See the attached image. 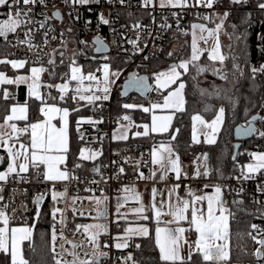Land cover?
Wrapping results in <instances>:
<instances>
[{"label":"snow or ice","instance_id":"obj_1","mask_svg":"<svg viewBox=\"0 0 264 264\" xmlns=\"http://www.w3.org/2000/svg\"><path fill=\"white\" fill-rule=\"evenodd\" d=\"M73 5H88L90 3L99 0H66ZM111 2V0H110ZM219 0H195L193 4L191 0H159V6L161 8L172 7L180 8L181 10L188 7H205L211 9L214 4ZM233 5H241L248 2V0H229ZM37 3L44 5L46 0H0V7H6L11 11L8 14L6 20H0V38H3L6 43L10 34H16L18 29L29 23H35L31 20L30 13L31 8L26 11L17 8L18 5L24 6L36 5ZM120 4H124L125 0H119ZM153 5V0H143V6L149 7ZM260 10H264V2L257 4ZM173 16H178L173 12ZM197 16H200L197 13ZM229 13L224 12L222 15L213 14L211 16H200L201 19L206 21H212L218 19L219 23H215L214 28H208L202 23L191 24V55L188 59H181L179 62L172 63L167 70L160 71L153 74L154 89L148 83L147 77H130L128 81V87L137 88L141 92H148L155 90L160 92L162 89H168L167 95L162 97L161 102H150L149 106L135 105L130 103H124L122 108L124 110L139 108L144 113L151 114V122L134 125L132 117L124 114L118 119L126 121L127 124H119L118 128L113 133V140L126 141L128 137L129 129L132 127L143 128V131H137L134 133L136 137H148L150 134H163L169 132L172 127V122L177 113L185 111V88L186 83L182 77L190 72V69L194 70L196 76L203 74L209 70L214 75L220 76L221 79L228 80V75L223 72L222 69H218L212 65L207 67L201 66L199 60L203 55L205 49L199 47V41L205 43L209 39H214L215 43L211 50L208 51V59L210 61H219L223 64L226 57L221 54V45L219 42V35L224 29L225 21L228 19ZM53 17H60V12L53 13ZM79 17H77L78 19ZM49 17L45 15L44 21L39 22V27L44 28L47 24ZM247 22V21H245ZM87 24H91V21H87ZM110 21L104 17L103 13L99 14L97 27L100 25H109ZM179 24V20H177ZM141 25L139 22L133 25V28L139 30ZM163 27H170L165 24ZM235 30L236 26H232ZM53 31L51 27L44 32V46L48 45L49 32ZM71 31V29H69ZM246 31L237 35L235 38L240 41L246 38ZM34 29H28L25 33V39L17 40L18 45H27L29 50L39 49L40 45L34 44L33 40ZM206 33V35H205ZM187 35V33H184ZM63 36V33H61ZM264 40V36L259 37ZM51 39L55 40L56 37L52 36ZM139 40V36L137 37ZM63 47L67 48V41H61ZM95 43L99 45L97 51L104 49L106 46L103 41L96 37ZM133 45L136 51H142L138 47L137 41H129ZM87 48L86 41H79ZM57 50L53 49V53ZM83 50H73L72 54L65 60V52L59 51V61L53 56L52 53H48L47 65L44 66V58L39 55L36 59L31 61L33 66L30 67V74H17L13 78H9L4 72H0V86L3 85H15L17 87L25 85L26 100L23 104L16 102L11 104L5 109L6 115L3 117V122L0 123V149H3L7 154V167L6 170L0 171V192L3 191V184H6L10 177L15 176L17 182H29L27 173L31 169L36 177L43 176L44 181L53 182H65L70 180H77L78 177L74 175V169L69 170L66 167V161L70 153V135H69V116L71 112H78L81 107L91 106L94 111H98L103 108V102L109 101L111 98L112 85L116 80L120 78L121 70H113L110 63L106 62L102 65V68H97L96 72H101V76H97L96 72L84 73L83 67L77 63V57L83 55ZM173 53H169L172 56ZM108 60V57H104ZM147 59V57H145ZM233 61L237 59L236 56L232 57ZM0 64H10L12 69H23L26 64H29L27 59L22 60H9L6 57L0 59ZM38 65V66H36ZM60 65H66L68 71L58 73L57 68ZM234 71L232 73L233 80L239 82V79L244 76V69L239 64L234 63ZM48 72L49 76L55 78L59 77L62 83L59 84H42L41 74ZM257 73H264V65L259 68L253 67L251 69L252 77H255ZM115 78V79H113ZM195 80L196 77L194 76ZM74 82L75 86L70 87ZM87 82V83H86ZM175 86V87H173ZM48 89L55 88L59 95L53 96L51 92L42 94L41 88ZM235 87V83L233 84ZM203 95H221L220 89H217L214 93H208L206 90H200ZM223 98L227 99L229 103L234 107L236 101L231 95L227 94V90H223ZM0 98L5 101L15 100V95L7 90L0 91ZM84 102V104H76L75 108L71 111L68 107L57 106V101H66L67 99ZM35 99L40 102L39 115L35 122L29 121V100ZM51 100L53 103H48ZM264 106V105H262ZM167 112L168 114L158 115L156 111ZM214 111V118L211 121H206L201 115L197 114L192 117L193 120V135L192 140L194 143H200V139L197 135L196 123L198 122L204 131L202 135L204 137V143L208 145H214L217 143V137L219 136L226 121V108L224 106L219 107L216 110L206 107L205 111ZM257 118L253 117L255 121ZM18 122H24L22 127L18 126ZM87 123L95 127L96 125L103 123V118L99 120L81 117L76 121V131L79 135V139L84 140L85 136L80 131L82 124ZM59 125V126H58ZM177 133L179 129L175 130ZM254 129L252 122L249 121L246 126H241L238 132L241 135H251L253 132H257ZM259 136L264 137V131H258ZM27 137V141L23 140V137ZM175 135L171 136V140H175ZM102 139V138H101ZM102 155V149L93 150L90 148H82L79 151V160H96L97 157ZM174 150L171 144L161 143L159 147L153 146L150 156L151 163L157 166V169L150 173L148 177H145L143 172H139L138 179H150L156 177V172H159V179L166 180L169 173H174L175 178L179 180L181 176H187V173H182L179 156H175L173 159ZM251 158V163L241 166L240 175L235 177L238 180L255 179L256 174H264V153L251 152L248 153ZM4 156H0V163L4 162ZM201 159L200 157L197 158ZM203 164L197 165L194 178L201 176L208 177L211 174V169L208 166V156L204 154ZM233 161L236 160V156L232 157ZM115 163V162H113ZM65 165L64 168L61 166ZM82 165L77 163L75 168H80ZM140 166V162L136 163V170ZM201 167L203 171H201ZM43 168V171H41ZM93 171L100 173V167H94ZM120 173L124 172L123 167L119 169ZM219 173V169H216ZM222 175V173H221ZM103 179V177H101ZM97 183V181H92ZM179 184L173 185L167 192V199L161 200L159 204L156 203L158 189L153 187L151 189V201L149 205H145L141 196L136 193L135 188H124L123 192L126 194L124 197L117 198L116 204V220L113 221L119 226L121 219L126 223H136L135 227H125L123 235H116L112 237L114 243L111 245L116 249H125L129 247V242L135 238L154 239L155 247L159 249V259L163 264H197V261L193 260V256L200 258V264H230L231 262V247H230V218L234 217V213L226 206L227 202L223 199L222 191L223 186L220 184L212 185L213 193L211 195L205 194L197 196L191 189L188 190L187 197L184 198L177 194ZM208 188L209 185H204ZM257 190L264 192V189L257 185ZM26 191V190H25ZM51 191V197L54 202H60L67 194V189L64 192H56L53 189ZM91 191V189H86ZM243 191V188L240 189ZM43 195H39L35 198L34 203L39 205L44 200ZM131 198L139 203L138 207L129 209L128 212H121V208L124 207L127 200ZM79 197L72 198V204L75 205ZM87 199L95 201L96 215L91 217L94 221L89 224H78L75 226V232L83 230L86 239L89 244L93 246V252L90 257L85 254L86 257L82 259L79 253L76 251L82 247V244L74 243L71 240H67L64 236V227H66L68 218L66 212L71 210L73 216L77 215V209H60L53 206L52 218L53 225L51 231V258L53 264H103V260L108 257L109 253L103 249L109 248V244L102 243L101 237L109 234V227L107 223L102 221L107 220L108 212L106 201L107 197L103 199L99 197H88ZM4 200V197L0 195V202ZM259 203V201H256ZM206 203V207L204 206ZM234 204L239 205L242 201H233ZM9 204L0 205V253L10 256V264H33V261L25 258L24 254V242L27 241L30 250L35 253L36 248L33 245V232L34 225H21L10 226L14 217L8 214ZM152 213L154 215H149ZM190 213V217H189ZM132 214L136 217V221H128L127 217ZM264 216V212L260 213ZM80 216H84V212H79ZM170 216L172 219L164 221L163 216ZM40 216L39 207L37 208L36 218ZM155 220L154 237L152 236L149 227L146 224L137 223L138 221ZM181 222L188 224V227L179 226ZM59 224L60 230L57 231L56 225ZM171 224H177V227H169ZM164 225V226H161ZM251 229L257 232L258 235L264 236V229H260L257 224H251ZM195 232L197 239L189 243L186 238V233ZM252 240H254L260 248L255 252V255L259 258L264 256V239H258L257 236H253L251 232L248 233ZM57 239H63L70 245V250L65 249L67 255L71 256L70 261L64 260L56 253L55 242ZM187 244L189 252L187 256L182 254L184 245ZM136 248H140V244H135ZM125 264H136V261L131 255L124 258Z\"/></svg>","mask_w":264,"mask_h":264},{"label":"built area","instance_id":"obj_2","mask_svg":"<svg viewBox=\"0 0 264 264\" xmlns=\"http://www.w3.org/2000/svg\"><path fill=\"white\" fill-rule=\"evenodd\" d=\"M214 7L223 12H228V18L234 19L236 12L243 7V4L233 5L227 4L224 0H219L212 8ZM17 8L23 11L31 8V20L35 23L26 24L18 29L16 34L10 35V54L13 57H23L29 61H33L39 55L44 58L45 62L48 59L47 54H53V49L60 46L62 44L61 41L66 39L65 33L69 29L72 30L73 26H80L90 32L94 40L96 37H99L108 45V50L103 53L105 57L109 58L105 62H109L113 70H121L120 78L112 85L110 100L103 102V108L93 113L94 115L102 116L105 125L98 124L93 127L88 124L82 129V133L85 136L84 141L87 146L93 150L102 149V155L96 158L94 165V167L100 166V173L94 172V167L91 168L85 165L83 166L85 168L83 171H74V175L78 177L77 180L55 182L53 185V182L44 181L43 176L36 177L30 172L26 174L29 182H17L15 176L10 177L8 182L3 184V191L0 192V195L4 197L0 205L4 203L9 204L7 211L9 215L14 217L12 224H31L34 222L38 224L42 218H45L51 224L52 231L53 206L59 207L60 209H72L73 207L77 209L78 211L75 217L71 210L66 212L68 222L66 227H64V236L67 240L82 244V247L76 251L82 259L88 258L93 252V246L88 243L82 229L79 232H75V226L80 224L82 219H91V217L96 215L95 211H93L95 201L87 198L99 197L103 193L112 195L114 192L132 184H146L149 182L147 179H138L139 172H143L146 175L151 170L157 169V166L151 163L150 153L154 145L159 147L158 142L150 146L137 140L130 142L113 140L115 126L124 122L119 120L118 118L120 116H115L113 112L112 105L116 90L131 74L135 73L139 75L137 69L143 66V64L158 59H166L170 62H176L181 59L182 45L187 43L188 40V36L184 33H188L190 29L192 16L194 13L201 15L209 14L213 9L202 6L188 7L183 10L172 7L161 8L157 0H154L153 5L149 7L143 6V0H125L124 4H120L119 0H111V2L110 0H99L98 3L93 2L88 5H73L70 2H66V0H46V4L44 5L37 3L36 5L30 4L24 6L20 4ZM0 10L4 11V16L6 17H8L11 11L6 7H0ZM56 10L61 12V19L53 17V13ZM173 12L177 13L178 16L174 17ZM101 13L110 21V24L97 27L98 17ZM45 15L49 19L46 26L40 28L39 22L44 21ZM77 17L79 18L77 19ZM89 20L91 21L90 25L86 23ZM177 20H179V24H177ZM137 22L141 25L139 30L133 28V25ZM165 24L170 27H163ZM49 27L53 31L49 32L48 45L44 46V32ZM30 28L34 29L32 42L40 45L39 49H33L31 51L27 45L17 44V40L25 39L24 33ZM61 33H63V36H61ZM52 36H55L56 39H51ZM138 36L139 40H137ZM261 36H264V29L260 30L258 35V42L263 47L264 40L259 38ZM129 41H137L138 47L142 51H136ZM169 53H173V55L169 56ZM261 65H264V63L259 60L250 62L251 69L253 67L259 68ZM88 72H96V69ZM150 95V100L153 102L160 99L159 92L157 93L155 90H151ZM66 101L73 102L70 98ZM78 102L80 101H76V103ZM257 124V130L264 131L263 123L258 121ZM258 131L254 135L260 137ZM177 155L178 153L174 151L173 158ZM197 158L196 155L181 158L183 162V173H187V176L182 175L177 180L169 173L168 178L162 181L165 188L170 183L175 182L180 185L177 189L178 195L188 198L187 193L189 189L195 195L200 196L210 194L213 192L211 186L220 184L223 186L224 192L232 193V195L239 198V201L240 199L243 201L245 199L248 200L250 205L247 207L243 205L242 212L252 215L255 219L253 224H257L260 229H264V216L260 214L264 212V192L257 190V185H260L264 189V174H256L255 179L246 181L235 178L240 175V172L230 180L202 176L194 178L196 172L194 167L199 163ZM138 161L140 162V166L137 171L136 163ZM121 167L124 169L123 173L119 171ZM92 181H97V183H92ZM204 185H209V187L205 188ZM53 187L56 192H64L65 188L67 189L66 196L60 202H54L52 200L50 190ZM241 188H243L242 192L240 191ZM86 189H91V191H86ZM39 195H43L45 198L37 205L34 203V200ZM73 197H79L75 205L72 204ZM158 199L162 200L163 195H160ZM256 201H259V203ZM38 207L40 216L37 219L36 212ZM79 212H84L85 215L82 217L79 215ZM163 218L169 219L170 216L165 215ZM236 218L237 216L233 217V219ZM109 219V234L101 237L103 243L109 244V248H105V251L109 253L106 258L107 263L125 264L124 258L131 255V247H134L135 244H140L141 240L139 238H133L129 242L128 248L116 250L111 245L114 243L112 237L116 236L118 225L113 222L115 220L112 213ZM60 227L59 224L56 225L58 232ZM249 232L253 236H257L258 239H264V236L258 235L251 228ZM55 248L56 253L60 257H63L64 260L70 261L72 259L65 252L66 248L70 250V245L65 240L57 239ZM258 248H260V245L252 240V257L242 261H231L230 264H264V256L258 258L255 255ZM85 254H88V257Z\"/></svg>","mask_w":264,"mask_h":264},{"label":"trees","instance_id":"obj_3","mask_svg":"<svg viewBox=\"0 0 264 264\" xmlns=\"http://www.w3.org/2000/svg\"><path fill=\"white\" fill-rule=\"evenodd\" d=\"M226 2V1H225ZM259 2H263L260 1ZM258 1L254 3L257 6ZM248 5L244 4L240 9ZM245 8V9H246ZM238 10L235 14L234 19L238 22V17L241 11ZM6 13V12H5ZM4 11L0 10V18L4 16ZM209 15V14H204ZM201 15L200 16H204ZM197 16V13L191 18V24L195 21H206ZM251 20L249 22L248 31V44L247 48H234L231 49L229 53L225 55L226 59L223 64H220L219 61H210L208 59V51H205L200 57L199 64L201 66L207 67L208 65L214 64L218 69H222L224 73L228 75V80L221 79L220 76L214 75L211 70L196 76L194 70L190 69V72L182 77L186 83L185 88V111L178 113L176 120L174 121L172 128L169 132L163 134H150L148 137H136L131 134L126 141L118 142H130L133 140L141 141L146 145H152L155 142L166 141L171 144V147L176 151L180 158L186 156L196 155L200 157L199 165L203 164V155L207 154L208 156V166L212 170L208 178H226L230 180L237 173L240 172L241 166H244L246 161L250 159L248 153L253 150H262L264 149V137L253 136L252 138L246 139L243 142L240 150L235 154L234 146V128L238 123H246L249 117L257 112L262 113V118L260 121L264 126V73H257L255 77L251 75L250 62L254 60H259L264 63V46L262 47L258 42V35L260 30L264 29V10H259L258 12L250 13ZM11 35V34H10ZM8 36V41L10 38ZM66 41L74 42V46L79 50H83L84 54L79 55L77 62L81 63L84 66V69L87 71L95 70L100 68L106 60L104 59L105 55L97 53L95 51L94 38L91 33L84 30L80 26H73L71 31L65 33ZM79 41H86L87 48L84 45L79 44ZM56 59L59 61L58 52H65V60L67 62L66 49L61 44L57 47ZM11 45L6 43L3 38H0V53L4 52L10 54ZM11 55V54H10ZM191 55V45L188 43L182 45V58H189ZM236 56L237 59L233 61L232 57ZM46 63V62H44ZM234 63L239 64L241 68L244 69V76L239 79V82L233 80L232 73L234 71ZM171 62L166 59L153 60L149 63L143 64L140 66L137 71L139 74H146L149 76L151 82L153 83V72L155 69L160 68L161 66H169ZM48 67L47 64H45ZM68 71L66 65H60L57 68L58 73H63ZM196 77L194 80L193 77ZM49 80L53 82L60 81L59 77L49 76ZM235 83V87L233 84ZM217 89L222 90L221 95H203L200 90H206L208 93H214ZM227 90V94L231 95L236 101L234 107L229 103L227 99L223 98L224 91ZM160 94V99L163 97V93ZM151 95L147 98L140 96L137 93H128L123 94L122 84L118 87L114 94L113 98V112L115 116H122L124 114H130V116L137 120L141 117L149 119V113H144L139 108L124 110L122 105L131 100H137L146 102L149 104ZM11 100L4 101L3 106H0V118L6 113L5 109L9 106ZM71 104L72 108L76 107L77 103L68 102ZM79 104H84V102H78ZM35 104V101L31 102V107ZM224 106L226 108V121L225 125L222 128L219 136L217 137V143L214 145H208L204 143V140H200V143H194L192 140L193 135V120L192 117L195 114H200L206 119H212L214 117V111L209 110L205 111L206 107L216 110L219 107ZM106 112V111H104ZM73 119H76L79 115H88L94 113V110L91 106L81 107V110L78 112H72ZM102 118V116H100ZM75 121V120H74ZM126 123L124 121L121 124ZM104 126L105 123H100ZM119 125H116L117 127ZM136 128H133V131ZM179 129L177 133L175 130ZM175 135V140H171V136ZM74 150L72 149V152ZM236 156V160L233 161L232 157ZM73 159V158H72ZM85 168L81 166L80 168L74 169L75 171H83ZM219 169V173L216 171ZM201 171L203 168L201 167ZM222 173V175H221ZM34 175V174H33ZM204 177V176H202ZM227 200L233 202L237 196L232 195L230 192H225ZM244 207L249 206L248 200H244ZM235 211V209H234ZM234 216H237L236 219L232 218V231H231V261H242L250 259L252 257V239L248 235V231L251 228L250 225L254 223L255 219L252 215L242 212L235 211ZM154 237V233H151ZM51 224L45 219L42 218L40 222L35 226L33 232V245L36 248V252L33 253L27 241L24 242V254L26 259L33 261V264H53L51 258ZM141 247L136 248L131 247V256L136 261V264H163L158 257L157 248L154 244V239L142 238ZM193 260L197 261V264H200V258L198 256H193ZM0 264H10V256H6L3 253H0Z\"/></svg>","mask_w":264,"mask_h":264},{"label":"crops","instance_id":"obj_4","mask_svg":"<svg viewBox=\"0 0 264 264\" xmlns=\"http://www.w3.org/2000/svg\"><path fill=\"white\" fill-rule=\"evenodd\" d=\"M224 1H226L227 4H231L229 2V0H224ZM212 9L213 10L210 11L209 16H211L213 14L222 15L224 13L222 10L215 9V7L212 8ZM240 11H241V13H240V15L238 17V22H235L236 20L235 21L234 20H229V18H228L225 21V25H224L223 31L220 33L221 48H222V51H223V55H226L227 53H229L227 51L226 44H229V47H228L229 51H231V49H234V48L235 49L236 48L237 49L238 48H242V47L247 48L248 37H249V31H248V26L249 25L248 24H249V22L251 20V17L249 16L250 13L247 10H243L242 9ZM5 19H7L6 16H2L0 18V20H5ZM245 21H247V22H245ZM199 22H204V21H195L193 23H199ZM210 22L211 23H207V22H204V23L208 24L209 26H215V23H219V20L216 19L215 20V23L212 22V21H210ZM233 25L236 26L235 30L232 27ZM245 30H247L246 31V40H247V42H246L245 38L241 39L240 41H237L235 37L237 35L241 34V33H244ZM187 36H188L187 43L189 45H191V40H190L191 39V26H190V29H189V31L187 33ZM225 40H226V42H225ZM101 54H103V53H101ZM53 56L56 57V53H53ZM5 57L7 59H9V60H22V59H26V58H23V57H13L12 55L7 54V53H4V52L0 53V59H4ZM172 63L173 62H171V64ZM45 64H47V63H44V66H45ZM31 66H33L31 64V61H29V64H26L25 68H23V69H12L10 64H0V72H4L9 78H13L17 74H21V75H23V74H30L29 69H30ZM36 66H38V65H36ZM41 82H42V84H53V85H55V84L62 83L63 81L60 80V81H57V82H54L53 83V81H50V80L46 79V72H44V73L41 74ZM70 87H74V86L73 85H70ZM2 90H7V91H9V92H11V93H13L15 95V100H11L10 99L11 102H10L9 106L11 104L16 103V102H19L20 104H23L25 102V100H26V92H27V89H26V86L25 85H21L19 87L15 86V85H3V86H0V91H2ZM41 92H42V94L51 92V94L53 96H58L59 95L58 91L55 88L48 89V88L42 87L41 88ZM4 101L5 100H3L2 98H0V106H3V102ZM32 101H35V104L33 105V107H31V102ZM28 103H29V121L30 122H35V120L37 119V117L39 115L40 102L39 101H36L35 99H32V100H29ZM48 103H53V102L51 100H49ZM57 106H60V107H68L70 109V111L72 109L71 104L68 103L67 101H63V102L57 101ZM72 114L73 113L71 112V115L69 116L70 153H69L68 159L66 161V167L69 170H73V169H76L75 168V165L77 163H79L82 166H85L86 165V166H89V167L93 168L94 165H95V160L94 161H92V160L85 161V160H79L78 159L80 149H82L84 147H87L86 146L87 144L85 143L84 140L79 139V135H78V133L76 131V121H77V119H79L81 117L86 118L88 115H93V114L90 113L88 115H79L78 117H76V119H73ZM5 115H6V113L3 115V117ZM3 117L0 118V123L3 122ZM98 117H100V116H98ZM100 119H101V117H100ZM258 121H260V120H258ZM23 125H24V122H18V126L22 127ZM86 125H88V124L87 123H84V124L81 125V127H80V131L81 132H82V129L84 128V126H86ZM117 128H118V126L114 128V131ZM131 134L134 135L133 130L132 131H129L128 137ZM23 140L24 141H27V137L26 136L23 137ZM72 149L74 150L73 152H72ZM262 150H264V149H262ZM253 151H251V152H253ZM0 156H4V158H5L4 159V162L3 163H0V171H4V170H6L7 162L8 161H7V154H6V152L3 151V149H0ZM173 159H175V158H173ZM250 159L248 161H246L245 165L252 162ZM179 160H180V164H181V170H182V173H183V162H182V159L180 157H179ZM198 165H199V163H198ZM61 167L64 168L65 165H62ZM194 169L196 171L197 165L194 167ZM41 171H43V168H41ZM153 171H155V170H151L150 172H148L145 175V177H148L150 175V173H152ZM30 172L32 174H34L31 169L29 170L28 173H30ZM75 172H77V171H75ZM171 174L173 175L174 179H176L175 178V174L174 173H171ZM147 180L149 182L146 183V184H132V185L126 186L127 188H135L136 193H138L141 196V200H142V202L146 206L149 205V203L151 201V189L153 187H155L159 191V194L157 195V198H156V203L159 204L161 200H159L158 197L160 195H163V199L162 200H166L167 199L168 189H170L173 185H176L175 182H172V183H170L168 185L167 188H165V185L162 182L163 180L159 179V172L158 171L156 172V177L155 178H150V179H147ZM126 187H124V188H126ZM124 188H122L119 191L114 192L112 195L111 194H108V193H103V194H101L99 196V198H101V199H103L105 196L108 198L107 201H106L108 218H107V220L102 221L104 223H107L108 224V227H109V220H110L109 219V216H110V214L111 213L113 214L114 220H116V218H117L116 217V209L113 207V202H112L113 196L116 194V198H118V197H121L122 198L125 195H129V196L131 195V194L124 193L123 192V189ZM212 193L213 192H211L209 195H211ZM222 195H223V199L227 202V205L226 206L233 213L235 211H242V209H243L242 206L244 205L245 201H243V200L240 199V201H243V202L240 203L239 205H237V204H234L233 202H230L229 199L227 200V196H226V194H225L224 191H222ZM234 201H239V198H236ZM138 206H139V203L137 201H135L134 199L129 198L127 200V202L125 203L124 207L121 208L120 211L121 212H128L129 209L135 208V207H138ZM204 206L206 207V203H205ZM234 209H235V211H234ZM149 215H154V214L149 213ZM189 217H190V213H189ZM162 219L164 221H168V220H171L172 218L170 217L169 219H165V218L162 217ZM127 220L128 221H136V217L134 215H132V214H129L128 217H127ZM93 222L94 221L92 219H82L81 222H80V224H89V223H93ZM137 223L146 224L149 227L150 232L151 233L152 232L154 233V228L156 226L154 219H151L149 221H138ZM229 224H230V247H231L232 218H230ZM13 225L21 226L19 224L18 225L17 224H13ZM27 225H34V226H36L37 223L34 222V223H31V224H27ZM129 226L135 227L136 226V223H126L125 220L121 219L119 221V226H118V229L116 231V235H123L124 228L125 227H129ZM161 226H164V225H161ZM179 226L188 227V224L185 223V222H181V224ZM169 227L175 228V227H177V224H171V225H169ZM135 238H139L140 240L142 239L140 237H135ZM186 238H187V240H188L189 243H192V242H194L197 239V234L194 231L193 232H190V233H186ZM101 242H102V240H101ZM103 250L105 251V249H103ZM116 250H120V249H116ZM157 252H158V257H159V249L158 248H157ZM188 252H189L188 245L185 244L184 247H183V249H182V254L184 256H187L188 255ZM103 264H108L106 258L103 260Z\"/></svg>","mask_w":264,"mask_h":264},{"label":"rangeland","instance_id":"obj_5","mask_svg":"<svg viewBox=\"0 0 264 264\" xmlns=\"http://www.w3.org/2000/svg\"><path fill=\"white\" fill-rule=\"evenodd\" d=\"M154 1V0H153ZM256 1H258V0H248V2L247 3H245L246 5H248L247 7L248 8H246V7H244V8H246V9H244L243 8V10H247L249 13H252V12H258L260 9L258 8V6H256V5H254V3L256 2ZM260 1H264V0H260ZM191 2L194 4L195 3V0H191ZM157 3H158V5H159V0H157ZM244 5V4H243ZM250 16V15H249ZM8 18V17H7ZM6 20V19H5ZM199 23H202V24H205L206 25V27H208V28H214L215 26H209L208 24H206V23H204V22H199ZM205 35H206V33H205ZM66 40V39H65ZM191 43H192V35H191ZM227 40V39H226ZM226 40H225V42H226ZM245 40H246V38H245ZM219 42H220V45H221V38H220V35H219ZM246 42H247V40H246ZM214 43H215V40L214 39H209L208 40V42L207 43H205V42H203V41H199V47L201 48V49H205L206 51L207 50H211V48L213 47V45H214ZM74 44V42H68V44H67V48H66V55L67 56H70L71 54H72V52H73V50H77L76 48H75V46L73 45ZM226 47H227V51L228 52H230L229 51V49H228V47H229V44H226ZM244 47H242V49H243ZM221 50V54H223V51H222V48L220 49ZM205 52V51H204ZM202 56V55H201ZM55 57V56H54ZM56 58V57H55ZM181 59H188V58H181ZM181 59H179L178 61H176V62H179ZM77 60H78V58H77ZM167 61H169V60H167ZM46 62V61H45ZM170 62V61H169ZM173 62H175V61H173ZM47 63V62H46ZM104 63H106V62H103V64ZM109 63V62H108ZM78 64H80L82 67H83V70H84V73L85 74H87L88 73V71L86 70V69H84V66L81 64V63H78ZM102 64V65H103ZM170 66V65H169ZM169 66H161L160 68H158V69H155L154 70V72L152 73V74H154V73H157V72H160V71H164V70H167L168 68H169ZM101 68H102V66H101ZM139 73V72H138ZM102 75V73L101 72H99V73H97V76H101ZM46 79H48L49 80V74H48V72H46ZM54 83V82H53ZM87 83V82H86ZM123 83V82H122ZM154 81H153V83H152V88L154 89ZM73 86H75V84H74V82H73V84H72ZM173 87H175V86H173ZM163 93L164 95H167V92H168V89H162L159 93ZM158 93V92H157ZM163 95V96H164ZM151 102H153V101H151ZM154 102H161L162 103V98H161V100L159 99V100H157V101H154ZM125 103H130V104H135V105H143V106H149V104H147L146 102H140V101H137V100H131V101H127V102H125ZM156 114H158V115H163V114H168L166 111L165 112H161L160 110H157L156 111ZM127 115H130V114H127ZM150 116H149V119L148 118H145V117H141V118H139V119H137V120H135V119H133L132 118V121H133V124L134 125H139V124H144V123H149L150 124V122H151V114H149ZM177 115H178V113L175 115V117H174V119H173V122H172V125H173V123H174V121L176 120V117H177ZM195 115H197V114H195ZM200 115V114H199ZM202 116V115H201ZM89 117H91L92 119H95V120H98V119H100V117H98L97 115H88L86 118H89ZM206 121H211V119H206L204 116H202ZM214 118V117H213ZM212 118V119H213ZM124 124H127V122L126 123H124ZM133 128L134 127H132V128H130L129 129V131H132L133 130ZM136 128V127H135ZM172 128V127H171ZM171 128H170V130H171ZM196 128H197V135H198V137H199V139L200 140H204V137H203V135H202V132L204 131V129L202 128V126L197 122L196 123ZM169 130V131H170ZM137 131H140V132H142L143 131V128H136L133 132L135 133V132H137ZM129 133V132H128ZM165 143V144H168V142H166V141H160V142H158L159 144H161V143ZM87 146V145H86ZM84 148H89L88 146L87 147H84ZM253 152H258V153H264V150H254ZM251 160V159H250ZM112 202H113V207L116 209V204H117V198H116V194L113 196V198H112ZM18 225V224H17ZM19 225H23V224H19ZM10 226H16V225H13V224H11ZM31 226V225H30Z\"/></svg>","mask_w":264,"mask_h":264},{"label":"water","instance_id":"obj_6","mask_svg":"<svg viewBox=\"0 0 264 264\" xmlns=\"http://www.w3.org/2000/svg\"><path fill=\"white\" fill-rule=\"evenodd\" d=\"M56 11H59V10H56ZM55 11V12H56ZM60 12V11H59ZM59 19H61V12H60V17H58ZM103 41V40H102ZM95 42V40H94ZM104 45L106 46L104 49L100 50V51H97V48L99 47V45H95V51L97 53H104L108 50V45L103 41ZM147 77L148 78V83L149 85L152 86V82L149 78L148 75L146 74H141V75H136L135 73L131 74L128 78H126L123 83H122V92L123 94H128V93H137L139 94L140 96L144 97V98H147L150 94V91L148 92H141L140 90H138L137 88H133V87H128V81H129V78L130 77ZM262 113L260 112H257L253 115H251L249 117V119L247 120L246 123H238L235 128H234V137H235V141H234V146H235V154L238 153V151L240 150L241 146L243 145V142L244 140L246 139H249V138H252L255 134V132H253L251 135H247V136H244V135H241L239 132H238V129L241 127V126H246L248 124L249 121L252 122V126L254 129H257L258 128V124H257V121L260 120L262 118ZM253 117H256L257 119L255 121L252 120ZM100 167V166H99Z\"/></svg>","mask_w":264,"mask_h":264}]
</instances>
